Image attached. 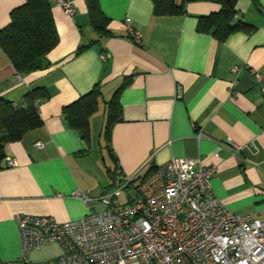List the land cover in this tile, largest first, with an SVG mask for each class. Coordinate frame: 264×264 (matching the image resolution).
Masks as SVG:
<instances>
[{
  "label": "crops",
  "instance_id": "obj_1",
  "mask_svg": "<svg viewBox=\"0 0 264 264\" xmlns=\"http://www.w3.org/2000/svg\"><path fill=\"white\" fill-rule=\"evenodd\" d=\"M48 1L59 38L49 67L20 76L0 49V98L21 106L34 89L48 94L38 107L42 126L4 147L1 260L17 264L20 255L16 214L78 220L93 212L100 195L171 158L215 164L214 195L235 214L264 219V0L237 1L236 20L249 26L224 42L196 30L199 16L219 11L210 2H188L182 15L155 16L151 0H100L112 33L101 36L89 23L85 0H65L74 9L71 17L58 0ZM24 2L0 0V30ZM126 18L140 32V44L128 34ZM125 82L122 121L106 144L105 126L95 122L100 102L107 113V102ZM96 86L101 95L84 140L64 108ZM7 158L15 165L8 167ZM76 190L91 203L72 197ZM62 252L59 244H46L31 251L26 264H57Z\"/></svg>",
  "mask_w": 264,
  "mask_h": 264
},
{
  "label": "built area",
  "instance_id": "obj_2",
  "mask_svg": "<svg viewBox=\"0 0 264 264\" xmlns=\"http://www.w3.org/2000/svg\"><path fill=\"white\" fill-rule=\"evenodd\" d=\"M57 4L66 16L74 14L65 0ZM125 24L140 44L131 20ZM6 165L15 162L7 158ZM216 174V165L200 158H171L141 178L134 202L118 200L132 176L95 200L100 211L78 220L16 214L17 264H26L31 251L51 243L63 249L57 264H264V219L229 211L211 189ZM71 196L85 205L92 201L80 190ZM0 264L11 263L0 258Z\"/></svg>",
  "mask_w": 264,
  "mask_h": 264
},
{
  "label": "trees",
  "instance_id": "obj_3",
  "mask_svg": "<svg viewBox=\"0 0 264 264\" xmlns=\"http://www.w3.org/2000/svg\"><path fill=\"white\" fill-rule=\"evenodd\" d=\"M89 23L101 36L112 35L108 29L109 19L100 8V0H85ZM155 16H176L185 14L188 2H210L219 6V11L206 16H199L196 30L210 34L216 40L224 42L226 38L239 30L245 23L236 20L235 5L238 0H151ZM59 41L52 18L51 5L48 0H25L24 4L10 13V23L0 30V49L6 55L16 73L29 75L49 67L48 54ZM128 85L123 83L107 102L106 125L103 138L110 142L111 129L115 123L122 121L119 95ZM98 86L64 108L69 125L79 131L84 140L89 138V117L97 110L100 97ZM48 98L43 89H34L24 97L21 106L0 98V170L5 159L6 144L19 141L27 132L40 128L42 120L38 107L42 100ZM142 177H135L125 190L128 202L137 199V184ZM126 180V179H125ZM125 180L117 187H120ZM116 187V188H117Z\"/></svg>",
  "mask_w": 264,
  "mask_h": 264
},
{
  "label": "rangeland",
  "instance_id": "obj_4",
  "mask_svg": "<svg viewBox=\"0 0 264 264\" xmlns=\"http://www.w3.org/2000/svg\"><path fill=\"white\" fill-rule=\"evenodd\" d=\"M109 97H110V94H108V93H106L105 94V99L106 100H108L109 99ZM99 117H98V119L95 121V122H97L96 124H97V126L98 125H100L101 124V127H102V129L104 128V126L106 125V113H105V110H103V105H102V103L100 102V110H99V115H98ZM96 126V127H97ZM96 132H98V130H96ZM97 139H96V136L94 137V142L96 141ZM103 195V194H102ZM101 196V195H100ZM99 196V197H100ZM98 197V198H99ZM98 198H96V199H98ZM95 199V200H96ZM118 200H119V202L121 203V204H124V203H126L128 200H129V198H128V191L127 190H123L122 192H121V195H120V197L118 198ZM95 203H96V201H95ZM95 205V204H94ZM101 210V208L99 207V206H97L96 208H93L92 209V211H100Z\"/></svg>",
  "mask_w": 264,
  "mask_h": 264
}]
</instances>
